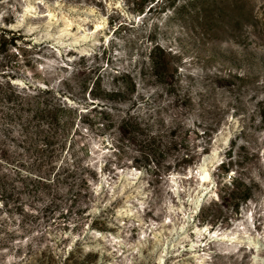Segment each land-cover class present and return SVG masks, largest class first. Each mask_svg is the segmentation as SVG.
Here are the masks:
<instances>
[{
    "label": "rangeland",
    "instance_id": "rangeland-1",
    "mask_svg": "<svg viewBox=\"0 0 264 264\" xmlns=\"http://www.w3.org/2000/svg\"><path fill=\"white\" fill-rule=\"evenodd\" d=\"M1 189L0 264H264V0H0Z\"/></svg>",
    "mask_w": 264,
    "mask_h": 264
},
{
    "label": "trees",
    "instance_id": "trees-1",
    "mask_svg": "<svg viewBox=\"0 0 264 264\" xmlns=\"http://www.w3.org/2000/svg\"><path fill=\"white\" fill-rule=\"evenodd\" d=\"M25 175H20V177H24ZM26 177V176H25ZM39 181H45L41 177H36ZM11 192L7 193V189L0 190V236L1 234L10 232L15 229L14 226L8 224L7 221H11V219H15L16 216L20 215L23 212L27 211L25 207V203H23L24 197L22 198L19 194L18 197L13 196ZM6 219V221H5ZM6 239L0 238V251L5 246Z\"/></svg>",
    "mask_w": 264,
    "mask_h": 264
}]
</instances>
